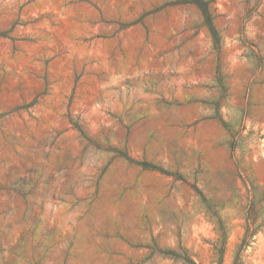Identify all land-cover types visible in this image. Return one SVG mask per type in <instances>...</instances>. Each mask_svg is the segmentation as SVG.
<instances>
[{
    "label": "rangeland",
    "instance_id": "1",
    "mask_svg": "<svg viewBox=\"0 0 264 264\" xmlns=\"http://www.w3.org/2000/svg\"><path fill=\"white\" fill-rule=\"evenodd\" d=\"M212 9L0 0V264H264V0Z\"/></svg>",
    "mask_w": 264,
    "mask_h": 264
},
{
    "label": "trees",
    "instance_id": "2",
    "mask_svg": "<svg viewBox=\"0 0 264 264\" xmlns=\"http://www.w3.org/2000/svg\"><path fill=\"white\" fill-rule=\"evenodd\" d=\"M214 0H177L179 3H190L197 6L202 14L204 24L208 28L210 34L214 39H217V30L214 25V15L212 9V2Z\"/></svg>",
    "mask_w": 264,
    "mask_h": 264
}]
</instances>
